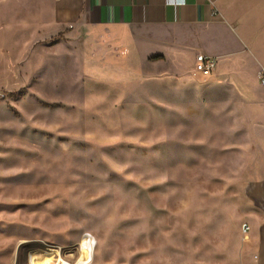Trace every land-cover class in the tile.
Wrapping results in <instances>:
<instances>
[{"label":"rangeland","instance_id":"rangeland-1","mask_svg":"<svg viewBox=\"0 0 264 264\" xmlns=\"http://www.w3.org/2000/svg\"><path fill=\"white\" fill-rule=\"evenodd\" d=\"M56 3L0 0V264H222L235 236L215 233L199 168L236 141L185 121L229 113L197 87L222 82L190 57L87 74L45 29Z\"/></svg>","mask_w":264,"mask_h":264},{"label":"crops","instance_id":"crops-1","mask_svg":"<svg viewBox=\"0 0 264 264\" xmlns=\"http://www.w3.org/2000/svg\"><path fill=\"white\" fill-rule=\"evenodd\" d=\"M53 20L45 29L64 33L75 67L90 75L117 73L133 57H165L175 69L183 57L193 68L198 54L217 58L222 83L197 87L226 91L229 113L185 121L235 140V161L200 164V187L215 186V233L236 238L222 244V264H264V0H60Z\"/></svg>","mask_w":264,"mask_h":264},{"label":"built area","instance_id":"built-area-1","mask_svg":"<svg viewBox=\"0 0 264 264\" xmlns=\"http://www.w3.org/2000/svg\"><path fill=\"white\" fill-rule=\"evenodd\" d=\"M59 2L60 0H56ZM218 60L217 58L207 55L198 54L195 59L194 72L204 77H214L216 75ZM258 79L260 84L264 87V69L259 70ZM250 230L247 224H243L242 231L246 234Z\"/></svg>","mask_w":264,"mask_h":264}]
</instances>
